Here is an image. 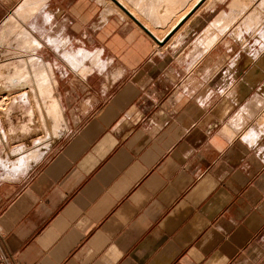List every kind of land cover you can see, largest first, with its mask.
Segmentation results:
<instances>
[{"label":"crops","instance_id":"crops-1","mask_svg":"<svg viewBox=\"0 0 264 264\" xmlns=\"http://www.w3.org/2000/svg\"><path fill=\"white\" fill-rule=\"evenodd\" d=\"M27 1L0 33L41 43L63 129L15 173L30 117L0 119V264H264V0Z\"/></svg>","mask_w":264,"mask_h":264},{"label":"bare ground","instance_id":"bare-ground-1","mask_svg":"<svg viewBox=\"0 0 264 264\" xmlns=\"http://www.w3.org/2000/svg\"><path fill=\"white\" fill-rule=\"evenodd\" d=\"M40 1L42 2V0H28L27 1L28 5L27 3H25L27 6L26 5L20 6L17 12V17L23 18V19H26L28 16L30 17L35 11L38 10L39 5L41 4ZM31 3H34V5H31ZM7 27H10L9 29H11V33L15 34L16 36L14 45H15V48L19 50V52H16L17 55L14 56V59L16 58V60H14L15 62L11 61L12 62L11 64L8 63L9 66L4 65L0 67V112L8 111V114L11 115L12 111L16 113L21 111L22 113L20 115H22L23 113L27 112L26 110L27 105H29L31 107L28 106V108H30L31 110L30 112L29 111L27 112L28 114L26 115L24 114V115L27 117H30V120L26 124H24L23 127L22 125L21 126L18 125L17 127H22V131L25 134H29V135L37 134L38 132L41 131L42 127H43V130L47 128L46 129L48 131L47 134L49 133L48 138H46L47 140L45 142L38 141L36 145V149L33 150L32 152L23 153L21 149L17 150V152L14 150L15 153L14 152L13 153L18 154L17 158L16 159L13 158L14 160L9 162L10 163L9 166H7L8 164L5 162L1 163L2 168L7 169L8 167L10 168L11 171H14L15 173H19V172H22L25 167L28 168V166H26L28 162L38 158L39 154L41 153V149H43V147H46V146L49 147V145L53 142V140L54 139L56 140L61 135V132L63 129V116L61 114L58 101L53 94L54 86H53V82L51 81L52 80L51 79V69L47 67L44 64V62L41 61V59L36 58V56L26 57L24 54L27 51L36 50L37 48L41 47V43L37 41L38 39L37 40L33 39L30 36V34L25 30V28L21 26L18 20L14 17H11L9 25H7ZM36 110L38 114L41 113L42 111L41 119L40 118L37 119V117L35 118ZM11 116H13V114ZM7 135L10 136L8 132L5 134L3 133L0 136V143L5 142L4 140L5 138H7ZM40 137L43 138V136H40Z\"/></svg>","mask_w":264,"mask_h":264},{"label":"rangeland","instance_id":"rangeland-1","mask_svg":"<svg viewBox=\"0 0 264 264\" xmlns=\"http://www.w3.org/2000/svg\"><path fill=\"white\" fill-rule=\"evenodd\" d=\"M15 18V17H14ZM9 25V24H8ZM7 28H10V27H7L6 26V28L5 29H7ZM5 29L4 30H2L1 31V33H0V38H4V36H5V34H4V32H5ZM14 36H15V34H13ZM16 37V36H15ZM15 40H16V38L15 39H13L12 41H6L5 42V46L6 47H8L9 49H10V46H11V48H14V51L13 52H11V54H12V56H10V57H8V58H6V59H4V60H6V61H4V60H2V61H0V67H2V66H9V64H11L12 62H15L14 60H16V58L14 59V56L15 55H17V53L16 52H19V50L18 49H16L15 48V45H14V42H15ZM7 44V45H6ZM16 44V43H15ZM14 45V46H13ZM6 47H3V49H1L0 50V54H4V53H6V52H9L10 50L9 49H6ZM6 50V51H5ZM14 53H16V54H14ZM14 54V55H13ZM8 55H10L9 53L7 54V55H3V56H0V57H4V56H8ZM10 58V59H9ZM9 61V62H8ZM12 61V62H11ZM9 63V64H8ZM4 93V92H3ZM29 107H31V106H29ZM27 110V112L29 111L30 112V108H27L26 109ZM13 112V111H12ZM11 112V115L13 114V116H11V115H9L8 114V111H1L0 112V118H1V120L3 121V125L7 122V121H9L8 119L10 118V116L11 117H16V118H18V119H20L21 117L22 118H24V116L26 115V114H28L27 112L26 113H23L22 115H20L22 112L21 111H19L18 113H12ZM24 112V111H23ZM44 112H45V110H44ZM25 114V115H24ZM41 115H42V111H41V113H39L38 114V112H37V110L35 111V118L37 117V119H41ZM9 117V118H8ZM3 118V119H2ZM8 123V122H7ZM6 123V124H7ZM20 124V123H19ZM22 124V123H21ZM8 125V124H7ZM6 125V126H7ZM5 126V127H6ZM4 127V128H5ZM42 127V126H41ZM18 128V127H17ZM19 129H20V127H19ZM47 129V128H46ZM46 129H44L43 130V127H42V129H41V131L40 132H38L37 134H35L34 136H33V142H29V143H27L28 144V147H29V149H28V151H33V150H35L36 149V145H37V142L38 141H40V142H45L47 139L46 138H48V135H49V133L47 134V130ZM3 132H4V130H3ZM41 134V135H40ZM37 135H38V137H37ZM45 135V136H44ZM40 136H43V138L42 137H40ZM37 137V138H36ZM40 137V138H39ZM60 137H61V135H60ZM60 137H58L56 140L54 139L53 140V142L50 144L51 145V147L50 148H52V146H54L55 145V143L60 139ZM22 143V142H21ZM20 142H18V143H15V142H12V144L9 146V148H12V146H15V145H18V144H21ZM25 144V142H23V145ZM25 146V145H24ZM9 148H7V150L9 149ZM10 150V149H9ZM24 151H26V149H23ZM15 158H17V157H15ZM14 158V159H15ZM14 159H11V160H14Z\"/></svg>","mask_w":264,"mask_h":264},{"label":"water","instance_id":"water-1","mask_svg":"<svg viewBox=\"0 0 264 264\" xmlns=\"http://www.w3.org/2000/svg\"><path fill=\"white\" fill-rule=\"evenodd\" d=\"M113 2L117 3L115 0H112Z\"/></svg>","mask_w":264,"mask_h":264}]
</instances>
